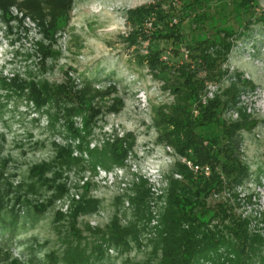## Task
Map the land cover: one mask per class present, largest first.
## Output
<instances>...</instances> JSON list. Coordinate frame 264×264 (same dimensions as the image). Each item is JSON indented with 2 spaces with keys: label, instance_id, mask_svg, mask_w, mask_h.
Listing matches in <instances>:
<instances>
[{
  "label": "trees",
  "instance_id": "trees-1",
  "mask_svg": "<svg viewBox=\"0 0 264 264\" xmlns=\"http://www.w3.org/2000/svg\"><path fill=\"white\" fill-rule=\"evenodd\" d=\"M72 1L0 0V13L5 22L12 19L9 8L16 6L40 27L42 40L35 42V54L42 71L46 70L48 59L57 57L56 37L67 26ZM253 1L236 0L228 13L218 0H152L127 11L130 28L126 38L131 42L138 37L148 40V55L144 57L148 67L166 83L171 82L168 89L174 99L157 111L160 139L188 161L210 166L211 172L209 176L197 175L186 164L177 162L174 173L180 178L170 176L163 195H156L146 180L139 177L130 193L115 198L110 222L103 229L91 230L99 241L88 254V242L76 227L77 220L98 211L100 202L87 195L89 183H86L80 199H72L68 214H56L57 221L67 220L74 241L65 246L61 255L50 252L47 264H89L90 256L96 260L103 258V246L128 252L132 244H141V236L147 231L152 234L148 239L151 255L141 264H153V261L157 264H264V234L251 231L249 220L237 216L226 203H217L214 208L207 204L210 194L221 192L225 184H240L247 175L248 167L237 153V138L241 130L250 129L256 121L244 106L237 105L240 93L253 90L254 85L235 72L230 76L235 81L223 90L224 100L215 94L205 104L199 102L206 83H219L227 75L222 65L233 47V39L253 23L264 25V12H257L258 5ZM206 9L210 13L219 12L217 20L205 18ZM149 16L153 17V30L145 32L142 26ZM231 19L243 31L229 24ZM158 42H169L176 57L184 48L187 58L169 66L161 57L163 50L154 48L153 44ZM6 80H0L3 87L24 96L36 110L42 111L48 128L58 127L63 142H53L52 157L30 167L25 185L18 186L26 190L17 192L13 208L25 201L41 215L68 191V186L60 182L64 173L74 169L94 170L96 166L110 170L113 165L124 164L135 142L132 134L109 136L100 146H89L99 118L103 114H117L124 106L123 99L117 96L109 104L104 102L116 92L115 86L95 88L91 79L77 82L68 73L61 83L22 78L17 74ZM227 108L238 113V118L229 123L221 119ZM4 174V161L0 159V201ZM30 193L44 198L31 202L27 199ZM125 200L131 214L123 224L121 217L125 213L121 214L120 206L123 207ZM13 263L17 264L16 260Z\"/></svg>",
  "mask_w": 264,
  "mask_h": 264
},
{
  "label": "rangeland",
  "instance_id": "rangeland-1",
  "mask_svg": "<svg viewBox=\"0 0 264 264\" xmlns=\"http://www.w3.org/2000/svg\"><path fill=\"white\" fill-rule=\"evenodd\" d=\"M218 1L227 13L236 3V0ZM151 2L73 0L67 26L56 37L54 49L57 57L47 60L45 71L41 70L38 55L35 54V42L42 40L37 23L16 6L9 8L12 19L8 22L0 13V80L6 78L9 81L17 74L22 78L34 77L46 79L49 83H61L65 73H68L77 82L83 78L91 79L95 88L104 89L113 85L116 92L104 102L109 104L112 97L117 96L123 99L124 106L117 114H103L99 118L89 146H100L104 138L114 135L130 133L135 138L122 166L113 165L110 170L96 166L94 170L74 169L64 173L60 182L68 186V191L43 214H36L32 205L25 201L13 208L17 192L26 190L24 186H18L21 183L25 185L30 167L52 157L53 142H63L58 127L48 128L42 111L36 110L24 96L4 88L0 81V159L5 165L0 201V264H14L13 260L17 264H47L50 252L61 255L65 246L74 240L67 220L57 221L56 214H68L72 199H80L86 183H89L87 195L100 202L98 211L80 216L77 220L76 227L88 242V254L93 244L99 241L91 230L103 229L110 222L115 198L130 193V188L139 177L146 180L156 195L165 194L170 176L180 178L174 173L175 164H186L188 160L160 139L161 128L156 125L159 108L174 99L168 89L171 82L166 83L148 67L144 58L148 55V40L138 37L131 42L126 38L130 28L127 11ZM252 3L258 5L257 12H264V0ZM218 13L205 12L203 15L215 21ZM152 20L153 17L149 16L143 23L145 32L153 30V26L150 31L144 28L145 23ZM229 24L237 31H243L233 19ZM153 45L163 50L161 57L169 66L187 58L184 48L176 57L169 42ZM222 70H227V75L219 83H206L199 102L205 104L215 94L224 100L223 90L235 81L230 76L240 72L242 78L252 82L254 89L243 90L237 106H244L256 123L250 129L241 130L237 138V153L248 167L247 175L240 184H225L221 192L210 194L207 204L214 208L217 203H226L237 216L249 220L251 231L264 234L263 24L253 23L233 39V47ZM237 118L235 109L227 108L222 112L221 119L226 123ZM43 198L39 194L27 195L31 202ZM120 210L121 214L125 213V217L121 215L125 224L131 214L126 200ZM149 233L142 234L141 244H132L128 252H121L114 246H103V258L96 260L90 256L89 264L145 262L151 255L148 239L152 234Z\"/></svg>",
  "mask_w": 264,
  "mask_h": 264
},
{
  "label": "built area",
  "instance_id": "built-area-1",
  "mask_svg": "<svg viewBox=\"0 0 264 264\" xmlns=\"http://www.w3.org/2000/svg\"><path fill=\"white\" fill-rule=\"evenodd\" d=\"M144 28L146 31H150L152 28V22L151 21H147L144 25ZM189 168L191 169V171L197 175H203V176H209L211 169L208 165H198V164H194L190 161H188L186 163Z\"/></svg>",
  "mask_w": 264,
  "mask_h": 264
}]
</instances>
